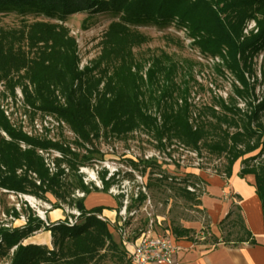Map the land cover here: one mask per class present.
<instances>
[{"label": "trees", "instance_id": "trees-1", "mask_svg": "<svg viewBox=\"0 0 264 264\" xmlns=\"http://www.w3.org/2000/svg\"><path fill=\"white\" fill-rule=\"evenodd\" d=\"M12 12L49 20L25 24L18 34L0 29V82H6L12 98L19 88L25 106L64 123L77 138L75 143L83 145L84 152L73 150L62 141L24 133L10 123L0 107V189L42 201L50 194L57 201L52 210L64 209L60 202H65L69 210L80 213L77 223L68 226L65 220L49 223L30 209L20 212L11 208L7 214L15 220L24 218L25 222L18 227L0 226V258L7 257L8 264L129 263L124 246L114 239L118 226L97 217L108 208L86 209L84 205L90 193L107 194L115 184L114 175L107 176V171L97 173L101 189L87 185L79 173L97 157L94 140L102 136L123 138L143 131L160 147L178 142L199 154L204 146L209 153L225 158L223 178L227 179L240 160L238 175L254 177L264 221V97H255V87L247 78L253 58L264 49V0H0V15ZM102 12L114 13L119 19L110 22L103 33L100 54L93 66L80 68L77 42L65 21L78 13ZM251 22L254 27L247 30ZM143 24L175 25L186 32L201 54L219 59L222 66L218 64L217 70L224 68L237 82L233 92L244 101L243 111L232 98L219 99L208 109L212 120L198 118L193 123L187 92L174 96L170 87L174 66L155 58L144 72L136 61L133 50L148 41L135 29ZM102 64L112 67L99 77L92 76ZM159 76L164 77L166 85L156 95L152 86ZM150 106H155L157 115L150 113ZM38 151L55 152L52 171ZM155 162L153 158L143 161L141 175ZM130 163L131 169L138 168L137 163ZM151 173L145 177L144 188L167 187L205 214L200 209V198L205 192L199 189L200 184L206 186L204 180L192 173L178 177L161 171ZM124 196L121 193L115 197L116 213ZM147 200L142 191L131 195L126 227ZM119 219L116 215L115 222ZM147 225L148 220L144 226ZM219 228L221 234L217 238L209 232L206 218L201 230L205 241L200 243L256 245L238 206H232ZM40 231L50 233L51 248L24 244ZM144 231L135 232L132 240ZM171 231L178 240H194L191 229L174 226Z\"/></svg>", "mask_w": 264, "mask_h": 264}, {"label": "rangeland", "instance_id": "rangeland-1", "mask_svg": "<svg viewBox=\"0 0 264 264\" xmlns=\"http://www.w3.org/2000/svg\"><path fill=\"white\" fill-rule=\"evenodd\" d=\"M118 19L119 16L111 12L78 13L66 19L65 26L69 28L70 35L77 42L80 68L93 66L92 62L97 60L100 54V42L103 33L110 22ZM48 20L43 16L34 14L22 15L12 12L0 15V29L5 32H17L15 34H18L25 24ZM85 20L86 22L84 23ZM135 29L148 38L145 44L133 50L136 61L144 67V72L155 58H160L167 65L174 66L169 77L172 84L170 87L174 90V96L181 91L187 92L188 102L192 106L193 123L198 122V118L205 121L212 120L213 118L210 117L208 109L214 106L219 99L228 101L229 98H232L237 102V107L240 110L244 108V101L237 98L233 92V86L237 84L235 78L224 68L217 70V66L218 64L221 65V61L201 54L192 45L184 30L172 24H143ZM248 29H250L249 25ZM20 47L24 49L27 55L31 56V52L24 44H21ZM108 67L111 68L112 65L102 64L96 67L92 72V76H101ZM12 77L17 79L16 75ZM247 78L250 85L255 87V97L258 99L263 98L264 49L253 58L251 71L248 72ZM164 85H166L164 77L159 76L153 84L152 90H155L156 95H158L160 94V88ZM0 107L5 112L10 123L24 133L33 137L62 141L73 150L84 152L83 145L75 143L77 138L64 123H59L54 116L43 115L25 106L19 88L15 90V98H12L4 80L0 82ZM150 109L151 114L157 115L155 106H150ZM214 110L219 112L218 107H214ZM84 148L89 149L90 146L84 145ZM93 148L98 151L97 157L88 166L79 170L83 181L87 185L101 189L97 173L107 171V176L114 175L115 179L114 186L110 188L115 193H110L109 190L107 194L115 198L123 193L125 195L123 201H128L129 203L131 195L137 191H142L149 201L148 204H144L131 217L127 228L128 241L132 240L138 230H147V227L144 226L146 220H148V223L153 222L152 233L155 235L163 233L168 226L171 228L174 226L189 228L188 226H198L200 224L203 228L206 217L199 209L194 207L191 202H187L176 195L172 190H167V187L149 190L144 188L145 177H150L151 172L156 174L159 171L170 174L172 177L182 176L186 173L195 174L200 178L212 175L223 177L226 166L224 157L209 153L204 146L199 154L178 142H172L170 145L160 147L151 135L143 131H138L123 138L111 135L102 136L94 140ZM43 156L48 162H51L56 154L55 152H43ZM151 158L156 160L155 166L148 168L145 175L142 176L141 173L144 167L142 162ZM130 161L137 163L138 168L131 169ZM233 168L235 170L240 168V160L234 164ZM129 174L132 175V178ZM154 176L152 175V178ZM199 189L205 192L206 186L200 184ZM196 193L198 194L199 192L197 191ZM113 197L108 196L98 200L97 195L94 194L91 197L92 200H89V197L87 198L86 205L90 206L94 202L105 203L110 202V200L114 201ZM56 202V199L50 194H47L46 200L42 201L30 195H15L0 189V226L18 227L24 224L25 220H22V218L15 220L7 214L11 208H16L20 212L30 209L36 216L49 223L65 220L69 209L66 207L65 202H60L64 206L62 210L65 215L63 219H57V215L60 213L58 211L53 212L54 210L51 209V206ZM192 230L193 232L190 236L194 240L190 242L191 244L197 245L205 241L196 227ZM48 234L50 235L49 232L40 231L24 241V244L35 240L43 244L44 241L49 240ZM114 239L122 244L121 235L118 232L114 234ZM47 247L51 248V242ZM0 264H8V258H0ZM104 264H110V262L107 261Z\"/></svg>", "mask_w": 264, "mask_h": 264}, {"label": "crops", "instance_id": "crops-1", "mask_svg": "<svg viewBox=\"0 0 264 264\" xmlns=\"http://www.w3.org/2000/svg\"><path fill=\"white\" fill-rule=\"evenodd\" d=\"M239 170L240 168L236 170L232 168V174L228 179L216 175L201 178L206 183V191L200 198V209L204 211V215L208 219L209 232L219 238L221 234L219 223L231 210L232 206H238L241 210L244 224L253 235L256 245L233 247L218 244L213 246L208 241L193 245L188 240H178L174 236L178 251L173 256L172 264H264V221L261 202L256 194L255 179L252 175H246L243 178L239 177ZM94 194L97 195L98 200L108 196L113 197L101 192L90 193L84 200L85 208L106 207L108 209H104L102 215L110 221H115V208L117 205L115 198L113 197L114 201L110 200V202L105 203L94 202L87 206V198L89 197V200H92L91 197ZM56 211L60 213L57 215V219H63L64 211L56 209L53 212ZM188 227L191 230L196 227L203 237L200 224ZM168 228L171 229L170 226ZM50 242L51 237L49 235V240L44 241L43 244L38 240L28 243L48 246ZM128 264L131 263L129 262Z\"/></svg>", "mask_w": 264, "mask_h": 264}, {"label": "built area", "instance_id": "built-area-1", "mask_svg": "<svg viewBox=\"0 0 264 264\" xmlns=\"http://www.w3.org/2000/svg\"><path fill=\"white\" fill-rule=\"evenodd\" d=\"M249 27H254V23L251 22ZM24 148V145H21ZM40 155L43 156L42 151H38ZM44 157V156H43ZM46 165L50 171L53 170L52 162H48L45 159ZM110 193H115L114 190L110 189ZM78 196H83V194H77ZM147 200L145 204H148ZM128 201H122V207L116 215L119 216L117 222L108 220L105 216L98 215L97 217L101 220H108L111 224H116L118 226L117 232L121 235L122 244L127 252L128 260L131 264H172V259L174 254L178 251V245L175 241L174 234L171 229L166 228L160 235H155L153 231V222H149L147 225V230L141 232L140 235L135 239L128 241V231L125 226L127 214L126 207ZM68 210V209H67ZM66 210V211H67ZM68 216L65 219L68 226H73L77 223L80 213L76 209L68 210ZM134 212L130 213L132 216ZM22 220H24L22 218Z\"/></svg>", "mask_w": 264, "mask_h": 264}]
</instances>
